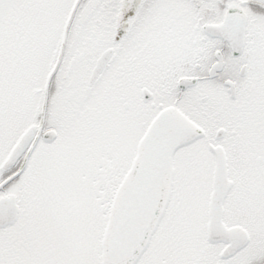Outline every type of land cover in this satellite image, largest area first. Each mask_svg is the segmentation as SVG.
<instances>
[{
    "label": "snow or ice",
    "instance_id": "obj_1",
    "mask_svg": "<svg viewBox=\"0 0 264 264\" xmlns=\"http://www.w3.org/2000/svg\"><path fill=\"white\" fill-rule=\"evenodd\" d=\"M0 264H264V0H0Z\"/></svg>",
    "mask_w": 264,
    "mask_h": 264
}]
</instances>
